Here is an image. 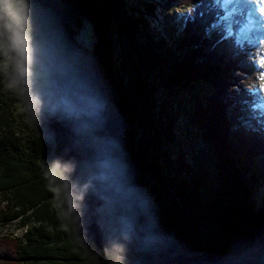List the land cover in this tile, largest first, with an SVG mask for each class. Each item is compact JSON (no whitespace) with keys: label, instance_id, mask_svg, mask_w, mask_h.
Here are the masks:
<instances>
[{"label":"trees","instance_id":"1","mask_svg":"<svg viewBox=\"0 0 264 264\" xmlns=\"http://www.w3.org/2000/svg\"><path fill=\"white\" fill-rule=\"evenodd\" d=\"M162 1L193 7L175 53L150 31L149 0H30L35 75L49 67L47 51L99 85L119 125L128 186L153 229L199 258L264 259V194L257 192L264 190V118L231 129L235 118L251 114L249 55L233 37L212 32L222 13L212 0ZM10 75L0 71V97ZM200 83L211 93L192 116L216 158L215 170L195 146L182 150L175 134L182 113L172 95ZM158 89L172 95L157 98ZM26 116L25 135L0 117V224L23 229L20 237L0 236V264H118L117 256L120 264H145L124 245L81 244L60 179L59 150L37 107ZM168 147L177 149L175 157Z\"/></svg>","mask_w":264,"mask_h":264},{"label":"water","instance_id":"2","mask_svg":"<svg viewBox=\"0 0 264 264\" xmlns=\"http://www.w3.org/2000/svg\"><path fill=\"white\" fill-rule=\"evenodd\" d=\"M68 65L51 87L41 88L36 107L59 150L60 179L81 244L124 245L145 264H264V259L199 258L150 226L128 186L115 114L99 85Z\"/></svg>","mask_w":264,"mask_h":264},{"label":"rangeland","instance_id":"3","mask_svg":"<svg viewBox=\"0 0 264 264\" xmlns=\"http://www.w3.org/2000/svg\"><path fill=\"white\" fill-rule=\"evenodd\" d=\"M149 3L153 6L154 9H152L151 13L148 15L145 14V19L149 22H152L150 24L152 35L155 36V39L157 40H165V42L168 45V48L171 49L173 53L177 51V47L175 44L176 38H178L181 35L182 26L185 23V20L187 16L189 15V9L193 8L192 6L184 9H176L175 7H168L166 5V1L162 0H149ZM213 7H220L222 5V0H212ZM241 6L243 9V12H238L240 19L243 21V24H246L245 16H247V12L252 10L251 4L249 0H237V5ZM254 6V5H253ZM249 13V12H248ZM237 14V12H236ZM248 18V17H247ZM238 19V17H235V20ZM216 27H218V30H221L224 33L228 34V37H233L236 39V44L240 47H242V42L240 40L242 39L241 34L242 33L238 30V25L232 21L231 23H228L226 21V18L221 19L219 22H217ZM154 29V30H153ZM217 28L214 27L212 30L215 31ZM168 32V33H167ZM243 34V33H242ZM259 34H255V32H251V35H248V41H246L244 45V51L248 53L250 63L255 71L254 76V84L249 89V92L253 95L254 98H256V101L259 100L260 94H264V51H260L259 48ZM88 44L92 42V40L89 38L87 40ZM258 46V47H257ZM45 56H47L46 53H49L47 51L44 52ZM58 59L63 60L60 56H56ZM49 61V67L45 70H42L40 72H37L35 75V90L38 96H40L39 91L41 90V87H46L50 85V82L56 75V71L52 65V62ZM0 71L5 72L6 70L2 67V62L0 60ZM45 80V81H44ZM235 89V91H240V87H236V84L234 86H231ZM232 90V89H231ZM211 93V88L206 83H200L196 86L190 87V88H180L177 91V95H172L168 91H162L161 89H158L157 92V98H166L168 96H173V104L175 106V110L177 115H179L178 112L182 113V117L179 116L177 118V124L175 125V134L176 137L179 138V140L182 142L186 148L182 149L185 151L193 150L192 146H195V151L197 152L199 158L203 162H209L208 165L212 167L213 170L214 166L216 164V158L213 156L212 149L210 146L203 141V139L200 137L198 129L195 126L194 123V117L193 112L196 110L197 106L202 103L203 97H208ZM4 97H0V117L1 119L8 120L9 124L12 125L15 130H17L19 135H25L26 133V111H23V106L19 102H15L16 97L9 91V88L7 87L4 90ZM228 94L230 96V93L228 91ZM261 106L264 105V101L260 100V103L254 105L253 103L249 104V108L251 110V114H247L246 116H242L241 118H235L233 120V123L231 124V129L235 128V126H239V124L247 125L249 127L252 126V122L254 119H258L259 117L255 118L253 116V113L255 114V109L253 106ZM228 114L226 116H232L233 110L232 107H228ZM261 110L264 111L263 106H261ZM262 113V112H260ZM188 114H190L188 116ZM31 128H33L31 126ZM183 128V132H181ZM142 134V132H139V136ZM262 139H264L262 137ZM191 146V148H190ZM170 151L169 154L174 156L176 155V148L168 147ZM194 151V150H193ZM190 157V158H189ZM186 156L187 162L191 163L192 159L191 156ZM182 168H186V166L183 164ZM181 168L178 169V172H180ZM261 190V191H260ZM257 192H261V194H264V190L260 189ZM258 194V193H257ZM260 196V195H259ZM23 232V229H20V227L16 224H9L8 225H1L0 224V236L7 235V234H13L14 236L20 237Z\"/></svg>","mask_w":264,"mask_h":264},{"label":"clouds","instance_id":"4","mask_svg":"<svg viewBox=\"0 0 264 264\" xmlns=\"http://www.w3.org/2000/svg\"><path fill=\"white\" fill-rule=\"evenodd\" d=\"M0 56L10 69L7 87L23 101V111L32 113L40 103L35 91V46L30 0H0ZM117 251H122L116 246ZM118 264L122 260L117 256Z\"/></svg>","mask_w":264,"mask_h":264},{"label":"bare ground","instance_id":"5","mask_svg":"<svg viewBox=\"0 0 264 264\" xmlns=\"http://www.w3.org/2000/svg\"><path fill=\"white\" fill-rule=\"evenodd\" d=\"M230 1H231V4H229V6L226 7V8H225L223 2H222V5H221V8L218 7V6L217 7L222 9V12L227 10L230 13L227 17H223L222 19L226 18V21L228 23H231L232 21H234L238 25V30H241L239 28V26L242 27L245 24H243V21L240 19L238 12H241V11L243 12V9H242L241 6H239V7L236 6L237 5V0H230ZM249 2L251 4L252 10L248 11L249 13H251V15L249 16L247 14V16H248V21L250 22V25L253 26V29H251L248 32V34L251 33V32H255V34H259L261 36L260 39H259V48H260V51H262V50L264 51V13H261L259 11V8L261 6H264V0H249ZM236 12H237V14H236ZM236 16L238 17V19L235 20ZM247 23L248 22L246 21V24ZM217 31L218 32H222L221 30H218V29H217ZM247 31H248V29H246L242 33L245 34ZM222 33H224V32H222ZM248 34H246V35H248ZM225 35H226V38H227L228 34L225 33ZM46 54H47V57L49 58L50 62H52V65H53L57 75L62 73L63 71L69 70L68 63L58 59V57L54 56L51 53H46ZM260 100L264 101V94H260L259 100L255 104L254 103L253 104L254 105H256L257 103L259 104ZM259 107L260 106H258V108ZM255 113H257V110H255Z\"/></svg>","mask_w":264,"mask_h":264},{"label":"snow or ice","instance_id":"6","mask_svg":"<svg viewBox=\"0 0 264 264\" xmlns=\"http://www.w3.org/2000/svg\"><path fill=\"white\" fill-rule=\"evenodd\" d=\"M259 11H260L261 13H264V6H261V7L259 8Z\"/></svg>","mask_w":264,"mask_h":264},{"label":"built area","instance_id":"7","mask_svg":"<svg viewBox=\"0 0 264 264\" xmlns=\"http://www.w3.org/2000/svg\"><path fill=\"white\" fill-rule=\"evenodd\" d=\"M45 81V80H44Z\"/></svg>","mask_w":264,"mask_h":264}]
</instances>
